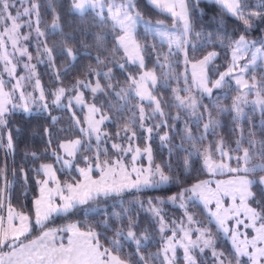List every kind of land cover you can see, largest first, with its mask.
<instances>
[{
  "label": "trees",
  "instance_id": "trees-1",
  "mask_svg": "<svg viewBox=\"0 0 264 264\" xmlns=\"http://www.w3.org/2000/svg\"><path fill=\"white\" fill-rule=\"evenodd\" d=\"M34 1L39 5V25L45 32V44L53 49L52 60L43 58L37 61L36 49L30 46L33 50L31 62L35 64L32 68L34 76L40 81L46 99H53V94L61 87L69 91L71 86L78 85V81L99 82L101 89L94 95V99L100 111L108 118L105 125L107 133L116 136L118 131L135 132L137 143L143 145L146 131L145 127L139 125L152 127L150 145L153 163L171 178V182L145 188L140 192L126 191L121 196L90 201L67 213L52 215L43 228L36 226L34 202L40 193L41 183L38 181L44 179L43 172L38 171L41 166L52 165L59 182L79 179L77 174L60 168L50 154L52 149H59L62 141L81 135L71 112L52 104L46 110L35 107L29 114L12 111L6 115V125L0 126V201L2 204L9 203L32 220L33 227L24 238L25 241L47 229L75 223L83 231L91 229L97 233L99 243L112 249L110 241L116 239L115 232L122 230L126 233L131 226L136 238L141 239L139 253L133 240H121V250L113 254L127 264H141L140 255L145 257L146 264H163L157 255L161 251L164 236L158 221L149 210V204L162 202L168 209L181 212L182 207L172 206L170 198L177 197L182 190L210 176L204 163L205 155L216 153L219 145L234 154H241L247 149L252 161L264 165V110L242 105L246 118L239 121L236 119L232 106L241 92V87L233 78L237 70L227 75L228 82L212 95L195 88L189 70V62L199 61L209 53L216 52V59L208 67L209 84H212L231 65L234 41L241 35L250 42H256L259 47L260 42L264 41V0H244L242 8L245 18L252 12H261L260 16L251 17V26L213 1L187 0L191 21L189 46L186 48L188 63H185L182 52L168 56L165 60L169 51L167 43L161 44L156 35L145 34L143 27L138 26L135 36L140 45L143 68L129 62L123 49L118 48L116 37L120 30L113 27L107 13L104 14L105 22L102 24L95 12L89 11L83 16L73 13L70 0ZM133 4L134 11L144 20L152 24L163 22L165 26L175 25L176 30H181L178 20L149 0H133ZM17 6L11 10L12 13L16 12ZM57 16L60 32L54 34L49 25ZM209 32H218L221 39L214 35L211 42L205 41L204 36ZM197 33L201 35L198 37ZM98 37L102 39L98 40ZM28 44H33V41H28ZM190 45H195V51ZM65 48L72 49L77 57L75 61L63 54ZM96 57L103 63L98 64ZM120 64H124L123 69L119 67ZM90 70L100 72L101 75H92ZM149 71H153L157 77L152 92L159 100L162 114L154 113L153 104L149 106L150 102L140 101L138 97L128 99L125 103V99L116 96L120 89H128L130 78L137 79L143 72ZM19 72H22L21 68ZM103 73L108 74L105 76ZM246 77L258 80L260 88L257 93L264 96V65L256 62L249 66ZM109 84L112 86L108 87ZM178 96L183 100L187 96H195L198 101L195 111L183 108L178 103ZM140 107H143L145 113L143 120L139 118ZM76 113L83 125V112L76 109ZM210 119L216 127L213 129L210 125L206 131L204 124ZM3 129L11 133L13 148L10 150L5 146ZM237 141L240 143L239 150ZM85 151L89 158H94L93 147L87 149L83 145L78 154V162L81 164L86 163L82 158ZM263 174L259 170L250 173L256 179ZM252 190V203L264 218V189L261 184L254 183ZM191 209L203 223L210 222L201 205L194 203ZM113 213L119 216L114 217ZM104 220H107V227L103 224ZM209 226L216 229L213 223H209ZM144 237L146 240H143ZM216 242L225 255L236 262L227 240L217 235Z\"/></svg>",
  "mask_w": 264,
  "mask_h": 264
},
{
  "label": "snow or ice",
  "instance_id": "snow-or-ice-1",
  "mask_svg": "<svg viewBox=\"0 0 264 264\" xmlns=\"http://www.w3.org/2000/svg\"><path fill=\"white\" fill-rule=\"evenodd\" d=\"M23 5L25 0H19ZM72 5V11L75 14L83 16L86 12L92 11L100 18L101 23L105 22V12L108 14V18L112 21L114 28L120 30V34L116 37L118 48H122L127 59L131 63H138V66L143 68L144 62L143 57L140 51V45L136 40V29L138 26H142L145 34L158 35L161 41V44L167 43L169 51L167 56L164 57L167 60L168 56H174L179 52H182L184 55L185 63H188V52L186 50L189 46L188 36L191 30V25L188 17L187 6L185 0H171V2H166L163 4H158V7L166 10L171 13V15L177 18L182 22V30H170L158 22L157 24H152L148 20H144L139 13L134 11V4L132 0H128L127 4L121 3L117 4L114 0H109L108 3H105L104 0H70ZM153 3H157V0H152ZM217 2L222 3L228 10L232 13L233 16H237L241 19H244L245 24H249V20L252 16H260L261 12H252L247 18L244 16V9L242 4L244 0H217ZM16 7V4L13 0H0V25H3V30L0 32V48H5L4 36L12 42V48L17 49V43L20 38L19 28L21 24L18 23L22 16L31 17L32 15L36 16L35 24H39V5L33 2L30 7H24L23 11H16L15 15L12 13V9ZM178 9V10H177ZM58 20L59 17L57 16ZM8 23H5V22ZM249 26H251L249 24ZM27 27L32 28L33 22L31 19L27 22ZM39 36H43L44 33L40 31L39 27L35 28ZM60 32L59 26L53 24V33ZM198 37L200 33L196 34ZM217 39H221L220 34L209 32L204 36L205 41L211 42L213 36ZM27 35L23 36V39H27ZM98 40L102 39L100 37ZM234 51H233V66L228 69V72L221 74L219 79L215 82V87L219 88L225 82V76L229 75L237 65L235 61L238 59L237 53H240L241 57L246 51H252L251 59L249 64L254 65L257 61V58L264 60V41L260 42V46H256V42H249L246 40L245 36L241 35L238 40L234 41ZM173 46L176 49V52H173ZM192 50L195 51V45H190ZM20 51V55H27L28 59H31V55L27 53L26 48L17 49ZM45 53L48 56L49 60L53 59V49L45 47ZM63 54L71 57L72 61L77 59L76 55L73 53L71 48H65ZM216 55L215 52L209 53L203 60L199 61L198 64L203 69L204 64L209 60L214 58ZM0 59H3L6 65H11V67H6L10 76L15 74V65L12 64V61L8 59V53L5 49V52ZM96 62L103 63L99 57H96ZM249 64L239 66L241 73H244L249 70ZM198 65L196 63L192 64L193 69ZM29 65L25 64L27 69ZM121 69L124 68V64H120ZM109 72L111 69L108 70ZM90 74L99 76L100 72H95L90 70ZM108 73H103L107 76ZM193 77L196 76V73L193 72ZM23 77L16 78V84L12 86V91H5V81L0 78V126L6 125L7 121L5 119L6 114L9 112V105L12 104L13 93L20 88V80ZM237 84H242L243 87L249 88V91H252V88L246 83L243 82V77H235ZM156 77L153 73L145 72L142 74L139 79L130 78V83L128 89H120L119 92H116V96L125 99L127 103L128 99L133 97H138L140 101L148 99L151 106V103L155 100L151 96V93L148 91V84L151 83L155 85ZM187 83V80L185 81ZM78 84H83L84 87H88L89 84L87 81H78ZM39 85V81H37ZM112 85L109 84L108 87ZM197 87L202 90V92L211 93V89L207 87V81L205 77L201 74L198 78ZM100 88L99 82L96 83L95 88L91 90L93 92L97 91ZM65 89L59 88L55 94L53 103L59 104L61 97L64 95ZM245 96L247 94H244ZM253 102L255 105L259 103L264 106V99H259ZM82 93L75 97L77 104L82 103ZM19 98L22 101H25V94L23 91H20ZM40 100L44 99L43 91L41 90ZM178 100L181 101V105L187 108L196 109V100L189 99L187 103L184 102L179 96ZM247 103L245 99L238 96L233 102V110L236 114V119L239 121L242 118H246V114L243 112L242 105ZM71 105V99L69 100V106ZM25 111L28 110L27 102L21 105ZM13 107H15L13 105ZM45 110L47 105L43 106ZM155 111L156 113H161L159 102H155ZM89 112L95 114L98 112V109L93 105L90 107ZM75 114L73 113V116ZM139 118L141 120L145 119V113L143 107L139 108ZM148 118H151L149 116ZM53 117V121H55ZM105 117L101 116L99 120L89 118V134L95 133V138L99 143L102 139L101 130L99 125L103 123ZM79 124V121H76ZM214 129L216 127L215 123L210 119L208 123L204 124V129L207 131L210 127ZM141 128L145 126L143 124L139 125ZM147 132H152V127H147ZM81 131H84L81 129ZM127 132V130H125ZM106 135V134H105ZM135 136V132L131 134ZM165 139V137H162ZM191 140V137H188ZM81 145L79 139L74 141H67L60 145V148L64 150L66 156L74 157L76 154L77 148ZM7 146L9 149H12V137L11 133L8 134ZM113 148L117 149L120 152L131 151L132 149H121L117 144L112 145ZM240 143L237 141V149L239 150ZM220 152L221 158L227 156V153L223 151L222 148L217 149ZM139 149H135L137 155L139 154ZM148 153L149 168L147 170H142L141 168L136 167L135 165L129 170L120 160L113 161L109 163L105 161L103 166L96 164V169L99 171V177L93 178L91 175L93 167L88 165L84 168H77L81 179L73 180L72 183H66L63 187L60 185L58 180H55V173L51 165H42L38 171H43L49 179H52L55 183L54 188L48 187V180H44L41 183L40 187V198L35 200V225L43 228L45 222L48 221L53 213H67L70 209L78 208L82 205L89 204L90 201H95L98 199H107L109 197L121 196L122 193L126 191L135 190V192H140L146 187H154L165 185L171 182V178L164 173V171L156 166L155 169L151 167V151L146 149ZM56 156V159L59 162H62L65 165L71 167L70 161L64 159L63 157L53 153ZM137 155L131 157L132 161L137 159ZM35 157V154H33ZM98 159V157H97ZM233 159V157H229ZM237 164L239 165V157L235 158ZM243 163L248 165L251 162V157L247 149L243 150ZM87 160V157H85ZM205 166L210 172H223L225 170L231 172H239L241 168L235 167L231 168L223 162V159L219 163L213 161L211 156L205 155ZM264 172V165H257L253 167H244L243 171L246 174L242 177H237L235 179L228 180L226 182L217 183L215 190L209 187V182H200L194 184L190 189H185V192L189 193L190 199H199L203 201L205 206L210 203L212 200L216 202L215 211L211 212V216L215 218V222L223 229V232L227 234L229 228L225 226V221L230 218V214L239 215L240 210L243 209L245 216L253 221L252 226L255 229L256 235L251 240L245 238L243 241H240L237 244L236 235L232 236V241L235 246L234 259L237 260V264H240V257H247L248 261L251 264H264V219L257 227L255 221L259 218V213L246 204L248 197L252 195L250 188L254 183H259L264 185V176H261L259 180L253 181L247 179V174L255 173L257 171ZM152 177H156L155 180H152ZM25 179L27 177L25 176ZM221 195L231 196L232 198V207L224 208L222 201L220 199ZM59 197L63 201L62 205L55 203V197ZM184 192L180 193V206H184ZM237 197L240 199V205H236ZM173 202L177 200L176 196L170 198ZM2 204V201H0ZM151 206V205H150ZM155 215L159 216L160 213L158 210L154 209ZM114 217L119 216L118 213L112 214ZM162 219V218H161ZM188 222L191 224L193 222L192 216H188ZM105 227H107V220L103 221ZM33 222L29 216L23 213H16L9 206L7 211L6 218L0 216V248L7 246L11 249L5 256H0V264H124L120 258L113 254L114 251L121 250V240H133L137 246V252L139 253L141 248V239H137L135 232L130 226L127 232L125 233L122 230L115 232L116 239L110 241L112 249L104 247L99 243V236L97 233L89 229L86 232H82L76 225H69L66 228L62 229H49L44 231L43 234L37 239H28V242H25L22 237H27L28 233L32 230ZM199 235L196 240H193L190 236V231L181 228L180 231L183 233L182 237L179 240H176V231L172 232V236L167 238V242L163 249L164 260L168 264H172V261L169 259V253L171 252L173 257L175 255V249L177 244L183 248L184 257L190 264H196L195 259L190 255V249H199L201 252L205 248H208L212 245V239L210 236L206 238L205 231L200 230L199 228L195 229ZM163 231V225L161 227ZM57 232H68L71 235L67 238V244L65 245L62 242V238L58 242ZM146 240V237L144 238ZM175 241V243H174ZM249 248L253 251L249 252ZM213 255H217L213 252ZM222 255V254H220ZM219 259V257H217ZM141 264H146V261L143 256H140ZM219 264H227L225 260H220Z\"/></svg>",
  "mask_w": 264,
  "mask_h": 264
},
{
  "label": "rangeland",
  "instance_id": "rangeland-1",
  "mask_svg": "<svg viewBox=\"0 0 264 264\" xmlns=\"http://www.w3.org/2000/svg\"><path fill=\"white\" fill-rule=\"evenodd\" d=\"M13 2L18 5L17 6L18 8H16V11L19 10L22 12L24 7H30L33 0H25V3L23 5L19 2V0H13ZM34 2L37 3L36 1H34ZM104 2L108 3L109 0H104ZM114 2L117 4H121V3L127 4L128 0H124L123 2H116V0H114ZM132 2H133V0H132ZM149 2L156 7H158L157 6L158 4H162L161 0H157V3H153L152 0H149ZM158 8H161V7H158ZM15 13L16 12H13V15H15ZM105 13H107V12H105ZM29 19H31V21L33 22L32 28L27 27V22ZM35 21H36L35 15H32L30 18L22 16L20 18V20L18 21V23L21 24V27L19 28L20 38H19L18 43H17V49L26 48L27 53L30 54L32 57L33 50L30 46H33L36 49L37 61H39L41 59L43 60V58L48 59V56L44 51L45 47H47L45 44V42H46L45 32L41 29L39 24L38 25L35 24ZM5 23H8V22L6 21ZM39 23H40V16H39ZM54 23L59 26L58 20L55 18V20L51 23V25H49V27H51V30H53V24ZM157 23L158 22H156L154 24H157ZM162 24L164 25L163 22H162ZM37 26L39 27L40 31L44 33L43 36H39L38 33L36 32L35 28ZM166 27L170 30H176V28H177L175 25L166 26ZM2 30H3V25H1V27H0V32H2ZM24 35H27L28 38L23 39ZM4 40H5V48H0V56H2L4 54L5 49H6L7 53H8V59L11 60L12 64L15 65V74H14V76H10L8 71H6V67H11V65H6L5 61L3 59H0V78H2L5 81V89L4 90L7 92H11L12 86L16 84V78L23 77V79L20 80V88L16 92L13 93L12 104L8 106L9 112L7 114H9L12 111L23 112V113L29 114L32 111H34L35 107H38L40 109H45L43 107L45 104L47 105V109H49L50 105L55 104L54 106L68 109L71 112L72 116H73V113L75 114L73 116V118L75 120V124L80 129L81 135L74 137L72 139H69V140L62 141L60 143V145H61L64 142L74 141V140L79 139L81 141V145L77 148L75 156L74 157L66 156L64 153V150L62 148H60V145H59V149H52L50 151V154L52 156H54L53 153H56L57 155H59V156L63 157L64 159L70 161L71 167L63 164L62 162H59L56 159V156H54L55 161L60 166V168H63L65 171H69V172H72L74 174H77L79 176V179H77V181L81 179V176H80L79 172L77 171V168H84L88 165H91L93 167V171H92L91 175L93 176V178H98L99 177V171L96 169V164H100L101 166H103L105 161H108L109 163H111L113 161L120 160L129 170H131V168L134 165L138 168H141L142 170H147L149 168V161L147 158L148 153H147L146 149H150L151 157H152L151 167L153 169H155V167L157 165H155L153 163V155H152V150H151V145H150V139H152L151 135L153 132H151V133L147 132L146 129H147V127H149L148 125H144L146 132H145V142L143 145H139L137 143L136 136L133 137L131 135L132 133H125V131L120 133L118 131L116 133V136H112V135L108 134L107 131L105 130V125H106L108 118L106 115H104L100 111V109H99V107L96 104L95 99H94V95L101 89V87L99 89H97V91L93 92L91 89L95 88L97 82H91L90 80H83V81L88 82V84H89L88 87H84L83 84H78L75 86H71L70 87L71 89L69 91L67 88H65V93L61 97L59 104L53 103V100L55 98L56 93L53 94V96H54L53 99H50L48 101L46 99V95L44 94L43 87L41 86L40 81L38 79H36V77L34 76V70L32 68H34L35 64L31 62V59L30 60L28 59L27 55L22 56V55H20L19 50L12 48V42L8 38V36H4ZM28 41H33V44H28ZM173 49H175L174 46H173ZM126 58H127V56H126ZM249 61H250V59L248 60V62H246V64H249ZM25 64L29 65V67L27 69L25 68ZM196 64L199 65L198 63H196ZM251 65L252 64H249V66H251ZM191 67H189L190 71H191V69H190ZM230 67H232V64L222 74L228 72V69ZM20 68L22 69V72H19ZM195 69H197V67ZM237 69H238V67H235L233 69V71H236ZM149 72L153 73L155 75V73L153 71H149ZM144 73L145 72H143L142 74H144ZM246 73H247V71L244 73H241L239 71V72H237V74L234 75L233 78L236 81L235 77L242 76L243 77L242 83L246 82L252 88V91H249V88L243 87L242 84H238L241 87V92L238 96L242 97L243 99H245L247 101V103H245L243 105H249V106L256 108L258 110H262V109L264 110V106L260 105L259 103H256L255 105L253 104V102L258 100L257 89L260 88V86H259L260 83H258V80L254 81V80L248 79L246 77ZM141 75H139V77ZM200 75H198V76H200ZM139 77L137 79H139ZM155 77H156V75H155ZM204 77H207V76L204 75ZM205 79L207 81V87L211 89L210 94L207 92H203L207 95H212L214 92L222 89L225 86V84L228 82L227 81L228 80L227 75H226L225 76V82L226 83H223L221 87L217 88L214 85H215V82L219 78L216 79L215 81H213L212 84H209V82H208L209 78H205ZM253 79H255V78H253ZM37 81H39V85H37ZM197 82H198V79L194 78L193 83L195 85V88H197L199 91L202 92V90L197 87ZM156 84H157V77H156V82H155L154 86L151 83L148 84V91L151 93V96L155 98V100L152 102V104H153L152 109H153L154 113H156L155 102H157V101L159 102L158 98L155 97L153 92H152L153 88L156 86ZM41 90L43 91V96H44L43 100L39 99V97L41 95ZM20 91H23L25 94V101L27 102V106H28L27 111H25L24 108L21 106L22 104L25 103V101L20 100V98H19ZM81 93H82L81 99L83 102L80 104H77L75 97ZM244 94H247V95L245 96ZM87 96H89V98H87ZM70 99H71V105L69 106V100ZM189 99H195L196 100V106H197L198 101L195 98V96H187L186 100H184V102L187 103V101ZM259 99H264V96L259 95ZM143 102L149 103V100L144 99ZM178 103L181 104V101L178 100ZM13 105L15 107H13ZM93 105L98 109V112H96L95 114H92L89 112L90 107H92ZM183 108L193 110L191 108H187L184 106H183ZM76 109L83 112V125L80 124L79 116L76 113ZM160 109H161V107H160ZM101 116H104L105 119H104L103 123H101L99 125L100 130H101L102 139L98 143L96 138H95L96 134L95 133L89 134L88 121H89L90 117L92 119L99 120ZM5 119H6V116H5ZM76 121H79V124H77ZM81 129H83L84 131H81ZM8 134H9V132L7 129L2 130V136H3V140L5 141V146L8 150H10L7 146ZM91 137H92V139H91ZM165 138H166V136H165ZM0 139L2 140V137ZM92 141L94 143H92ZM113 144L119 145L121 147V149L127 150L130 148L132 150L131 151H125L122 153V152L118 151L117 149L113 148L112 147ZM83 145L87 149H89L90 147H93V150H94V152H93L94 158H89V155H87V151H85V154H82V158L84 160H85V157H87V160H85V162H86L85 164H81L80 162H78V154L80 153ZM12 148H13V143H12ZM137 148L140 150L138 155L135 152V149H137ZM218 148H222V146L219 145L217 147V149ZM217 149H216V153H209L207 155L211 156L212 160L216 161L217 163H219L220 160L223 159V162L231 168H235V167L239 166L241 168V171H239V172H231V171H227V170H225L223 172H218V171L210 172L209 171L210 176L206 180L196 182V183L209 182V187L212 188L213 190L216 189L217 183H222V182H226V181L231 180V179H235L237 177L245 176L246 174L243 171L244 167H253V166H257V165H263L260 162H255L252 160L248 165H244L243 159H242L243 153H241V154L230 153L225 148H222V149H223V151H225L227 153V156L221 158L220 152ZM133 155H137V159L135 161H132V159H131V157ZM249 156L251 157V155H249ZM97 157H98V159H97ZM229 157H233V159H229ZM236 157L241 158L239 165L237 164V160L235 159ZM204 163H205V161H204ZM43 165H50V164H43ZM206 169H207V167H206ZM261 176H264V174ZM261 176H258L256 179L253 175L247 174V179L257 181L260 179ZM45 177L47 179H49L48 176L45 175ZM151 179L155 180L156 177H152ZM44 180H45V178L42 180V182ZM51 181L52 180L49 179V182H51ZM72 182L73 181L60 182V185L63 187L66 183H72ZM50 185L53 188L55 187L54 182L50 183ZM192 186L188 187L187 189H190ZM262 187L264 189V185H262ZM146 188H152V187H146ZM250 191H251L252 195L250 197H248L245 202L249 207L255 209L257 211V213H259V218L255 221V224L258 227L259 224L262 222V219H264V218L262 217L260 211L252 203V198H253L252 186L250 188ZM181 192H184V197H183L184 206L182 207V211L179 213L178 212L176 213V211H174V209H172V208L168 209L166 206H164V203H162V202L159 204L154 203L152 205L151 204L148 205L150 212L153 214V216L156 218V220L159 223V228L161 229V227L163 225L162 235L164 236V240L162 243L161 251L157 255L159 257L160 261L163 262V264H168V262L164 260L163 249H164V246L167 242V238L172 236V232L174 230L176 231V240H179L183 235V233L180 231L181 228L189 230L191 238L193 240H196L199 233L195 229L199 228L200 230L205 231L206 238L208 236L211 237L212 245L208 248H205L203 250V252H201L199 249H190V255L193 256V258L196 261V264H219L220 260H225L227 262V264H237V260H236V262L231 261L225 255L224 251L217 246V242H216L217 241V235H221V237H223L227 240L229 247H230V250L233 251L234 255H236L235 246H234L233 241H232V236L236 235L237 244H239V242L243 241L245 238H247L248 240H251L256 235L255 229L252 226L253 221L245 216L243 209L240 210L239 215L230 214V218L225 221V226L229 228V232L227 234H225L223 232V229L220 228V226L215 222V218L211 216V212L215 211V209H216L215 200H212L210 203L207 204V206H205L203 201H201L199 199H190L188 192H185L184 190H182ZM180 193L177 194L178 196H177V200L175 202H173L172 200L169 202V203H171L172 206H176V207L178 206L181 208V206H180L181 201L179 198ZM220 199L222 201V205L224 208H231L232 207L231 196L221 195ZM55 203L58 205H62L63 201H61L59 199V197L57 196V197H55ZM194 203L201 205V207L203 208V210L205 211V213L209 217V220H210L209 223H213V225H215V228H216L215 230L209 226V223H207V224L203 223L193 213V211L191 209V205ZM236 205L237 206L240 205L239 197H237ZM9 206L11 207V205L9 203H7L6 206H3V204L1 205L2 210L0 207V210H1L0 216H4L6 218ZM154 209L159 211V213H160L159 216L155 215ZM14 212H16V211L14 210ZM16 213H22V212H16ZM23 214H25V213H23ZM189 215L192 216V220H193V222L191 224L188 222V216ZM74 225H77V224L74 223ZM67 236H68L67 233H64L63 239L66 240L65 238ZM22 238L24 239V237H22ZM144 238H143V240H145ZM113 239H115V238H112V240ZM174 243H175V241H174ZM121 244H122V242H121ZM5 248H8V247L5 246ZM251 251H253V250L251 248H249V252H251ZM213 252H215L217 255H213ZM220 254H222V255H220ZM140 256H143V255H140ZM217 257H219V259ZM144 259H145V257H144ZM169 259L172 261V264H190V262L187 261L184 257L183 248L180 247L178 244H177V247L175 249L174 257L172 255V253L170 252L169 253ZM124 264H127V263L125 262ZM240 264H251V262L248 261L247 257H240Z\"/></svg>",
  "mask_w": 264,
  "mask_h": 264
},
{
  "label": "crops",
  "instance_id": "crops-1",
  "mask_svg": "<svg viewBox=\"0 0 264 264\" xmlns=\"http://www.w3.org/2000/svg\"><path fill=\"white\" fill-rule=\"evenodd\" d=\"M162 1V4L163 3H165L166 2V0H161ZM208 1H213V2H215V3H217V4H219V5H221L224 9H226L227 10V12L228 13H230L231 15H232V13L228 10V8L227 7H225L222 3H220V2H217V0H208ZM167 2H171V0H167ZM229 2H230V0H229ZM185 3H186V6H187V0H185ZM158 8V7H157ZM160 9H162V8H160ZM162 10H164V9H162ZM178 10V9H177ZM164 11H166V10H164ZM167 12V11H166ZM187 12H188V7H187ZM168 14H170L171 15V13H169V12H167ZM172 16V15H171ZM188 17H189V12H188ZM175 18V17H174ZM176 20H178L177 18H175ZM179 21V20H178ZM189 21H190V17H189ZM180 22V24H181V30H182V22L181 21H179ZM190 25H191V21H190ZM138 28V27H137ZM137 30V29H136ZM158 38H159V36L158 35H156ZM160 39V38H159ZM247 41H249L248 39H246ZM250 42V41H249ZM235 47V46H234ZM141 51V50H140ZM233 51H234V48H233V50H232V55H231V64H232V66H233ZM252 51H254V49H252L251 51H246L244 54H243V56L241 57V55H240V53H237V57H238V59L235 61V64L237 65V67L238 66H241V65H245L246 64V62H248V60L249 59H251V55H252ZM262 51H264V50H262ZM212 53V52H211ZM216 53V52H215ZM141 55H142V53H141ZM208 56V55H207ZM206 57V56H205ZM204 57V58H205ZM216 57H217V53H216V55H215V57L214 58H212L211 60H209L206 64H204V66H203V69H201V67L198 65L197 66V69H193V67H191L192 66V64H194L195 62H189V67H191L190 69H191V71L190 72H192L191 73V75L193 74V72H195L196 73V76L195 77H193V75H192V77H193V79L195 78V79H198V77H200V76H198V75H200V74H202L203 76L204 75H206L207 77H205V78H209V75H208V67H209V65L216 59ZM203 58V59H204ZM203 59H201V60H203ZM201 60H199V61H201ZM199 61H196V63H198ZM256 62H261L262 64H264V60H262L261 58H257V61ZM133 64H138V63H133ZM236 74H237V72H236ZM195 82V81H194ZM208 82H209V79H208ZM1 140V139H0ZM52 166V165H51ZM53 167V166H52ZM53 170H54V173H55V169H54V167H53ZM43 172V171H42ZM43 174H45L44 172H43ZM44 178H45V180H48V187L49 188H53V187H51V185H50V183H52V182H54L52 179V181L51 182H49V179H47L46 177H45V175H44ZM55 180H57V176H56V173H55ZM40 187H41V184H40ZM38 198H40V193H39V196L37 197V199ZM7 204H3V206H6ZM1 207V206H0ZM12 207V206H11ZM13 208V207H12ZM16 212H19V211H17L15 208H13ZM1 210H2V207H1ZM1 210H0V212H1ZM23 213V212H22ZM56 213H53L52 215H55ZM27 215V214H26ZM69 225V224H68ZM68 225H66V226H63V227H61V228H52V229H62V228H66ZM70 225H73V224H70ZM77 226V225H76ZM77 228H79L78 226H77ZM51 229V228H50ZM47 230H49V229H47ZM47 230H45V231H47ZM79 230L80 231H82V232H85V231H83V230H81L80 228H79ZM64 233H67V237L65 238L66 240H64L63 239V237H64ZM29 234V233H28ZM43 234V232L40 234V235H38V236H36V237H34V238H32V239H37V238H39L41 235ZM71 235V233H68V232H57V238H58V242H59V240L62 238V242L66 245L67 244V238L69 237ZM25 238V237H24ZM23 239V238H22ZM25 242H28V240L27 241H25ZM11 251V249L10 248H0V256H5L8 252H10ZM121 260V259H120ZM122 261V260H121ZM125 263V262H124Z\"/></svg>",
  "mask_w": 264,
  "mask_h": 264
},
{
  "label": "water",
  "instance_id": "water-1",
  "mask_svg": "<svg viewBox=\"0 0 264 264\" xmlns=\"http://www.w3.org/2000/svg\"><path fill=\"white\" fill-rule=\"evenodd\" d=\"M240 70H239V66H238V69H237V72H239Z\"/></svg>",
  "mask_w": 264,
  "mask_h": 264
}]
</instances>
